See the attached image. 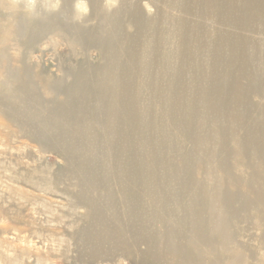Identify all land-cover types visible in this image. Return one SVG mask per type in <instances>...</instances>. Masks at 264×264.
I'll return each instance as SVG.
<instances>
[{"label":"rangeland","instance_id":"obj_1","mask_svg":"<svg viewBox=\"0 0 264 264\" xmlns=\"http://www.w3.org/2000/svg\"><path fill=\"white\" fill-rule=\"evenodd\" d=\"M27 2L0 0V264H264V0Z\"/></svg>","mask_w":264,"mask_h":264},{"label":"clouds","instance_id":"obj_2","mask_svg":"<svg viewBox=\"0 0 264 264\" xmlns=\"http://www.w3.org/2000/svg\"><path fill=\"white\" fill-rule=\"evenodd\" d=\"M59 4H60V0H49L47 7L50 10H56L59 7ZM105 5L110 10L112 7H115L116 0H105ZM25 7L27 11L35 13L36 12L35 0H28ZM73 8L76 14L75 19L77 20H82L90 12V8L88 6L87 0H74Z\"/></svg>","mask_w":264,"mask_h":264},{"label":"bare ground","instance_id":"obj_3","mask_svg":"<svg viewBox=\"0 0 264 264\" xmlns=\"http://www.w3.org/2000/svg\"><path fill=\"white\" fill-rule=\"evenodd\" d=\"M122 3V2H121ZM121 5V4H120ZM102 84V83H101ZM109 85V84H108ZM105 87V86H104ZM103 88V87H102ZM50 90V89H49ZM108 92V91H107ZM22 96V95H21ZM122 96V95H121ZM19 97V96H18Z\"/></svg>","mask_w":264,"mask_h":264}]
</instances>
